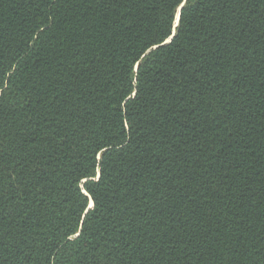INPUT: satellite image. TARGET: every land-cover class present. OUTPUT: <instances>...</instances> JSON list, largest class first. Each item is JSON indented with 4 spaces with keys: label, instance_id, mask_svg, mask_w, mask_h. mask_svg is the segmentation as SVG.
Masks as SVG:
<instances>
[{
    "label": "trees",
    "instance_id": "16d2710c",
    "mask_svg": "<svg viewBox=\"0 0 264 264\" xmlns=\"http://www.w3.org/2000/svg\"><path fill=\"white\" fill-rule=\"evenodd\" d=\"M0 264H264V0H0Z\"/></svg>",
    "mask_w": 264,
    "mask_h": 264
},
{
    "label": "snow or ice",
    "instance_id": "6c2138e0",
    "mask_svg": "<svg viewBox=\"0 0 264 264\" xmlns=\"http://www.w3.org/2000/svg\"><path fill=\"white\" fill-rule=\"evenodd\" d=\"M77 191L81 193L82 199L84 201V207L82 208V210L91 215L96 207V194L92 191V181L86 178L81 184L80 188L77 189Z\"/></svg>",
    "mask_w": 264,
    "mask_h": 264
},
{
    "label": "water",
    "instance_id": "95a60500",
    "mask_svg": "<svg viewBox=\"0 0 264 264\" xmlns=\"http://www.w3.org/2000/svg\"><path fill=\"white\" fill-rule=\"evenodd\" d=\"M173 37V36H172Z\"/></svg>",
    "mask_w": 264,
    "mask_h": 264
}]
</instances>
